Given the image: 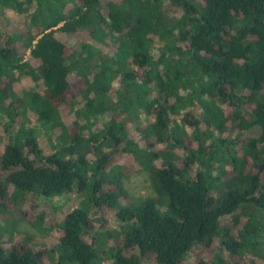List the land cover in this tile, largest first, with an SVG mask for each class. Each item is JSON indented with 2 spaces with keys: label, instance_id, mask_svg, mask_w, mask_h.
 Instances as JSON below:
<instances>
[{
  "label": "trees",
  "instance_id": "trees-1",
  "mask_svg": "<svg viewBox=\"0 0 264 264\" xmlns=\"http://www.w3.org/2000/svg\"><path fill=\"white\" fill-rule=\"evenodd\" d=\"M0 6L20 18L14 31L0 29V207L27 196L79 199L51 225L55 247L0 244V264H264V0ZM58 33L79 40L80 53ZM22 75L42 81L43 94L18 89ZM81 90L86 103L67 126L61 109ZM27 115L56 133L51 153L24 128ZM99 115L110 119L93 131L88 121ZM124 159L148 174L152 195L129 199ZM43 218L33 220L38 229Z\"/></svg>",
  "mask_w": 264,
  "mask_h": 264
},
{
  "label": "rangeland",
  "instance_id": "rangeland-1",
  "mask_svg": "<svg viewBox=\"0 0 264 264\" xmlns=\"http://www.w3.org/2000/svg\"><path fill=\"white\" fill-rule=\"evenodd\" d=\"M19 19L20 18L15 11L9 8H2L0 6L1 30L6 32L14 31ZM90 31L91 28L83 31L81 35H79L78 39H86V37L90 34ZM56 36L60 41L66 43L74 53H80L81 42L79 40L59 33ZM116 46L117 45L114 43V41L107 40L105 44L102 45V49L109 54H113L117 49ZM26 61L30 62L34 67H38L40 65V62L33 59L30 55L26 56ZM82 65L85 66V64ZM78 76L79 75L76 73H73L70 76L69 81L72 85H75L78 81V78L81 77ZM18 77V89L26 92L43 94L44 86L42 81L36 82L26 75ZM115 86H117V82L115 83ZM87 97V91L81 90L78 92L77 98L72 101L70 106L61 109L62 119L65 125L72 126L78 120L77 113L83 109ZM7 104L8 102H6V105ZM11 116H13V112H11ZM109 119L110 117L108 115H99L90 118L88 121L89 124L86 123L85 120H82L81 123L84 126H87L88 124L87 127L93 131H97V129L105 125ZM0 120L2 124V127L0 128L1 154L5 147L4 128L7 127V118L1 114ZM24 128L34 130V134L39 141L40 147L46 154L52 152L53 148L57 144V135L54 131H52L50 128L42 126L41 123L33 120V118L28 121V115L24 122ZM89 158L92 161L94 160V156L92 155H90ZM119 163V165H122V167L127 170V173L130 174V177L124 181L125 188L128 191L129 199L138 200L142 197L153 194L148 174L145 171L140 170L138 164H136L133 160L127 161L126 159L119 161ZM156 164L158 166H162L163 161L159 160L156 162ZM8 193L11 196L15 193L14 187L12 185H9ZM78 202L79 199L73 192L54 200H47L40 196H35L34 198L27 196L25 199H19L18 201L8 198L3 202L6 204L5 206H7L6 210L0 207V244L6 249L10 248L14 243L20 241L27 244L28 242L30 244L31 242L36 243L43 249H51L55 247L59 238V230L55 226L51 227V225L55 224L56 221H59L63 216V213L68 212L78 205ZM39 215L44 216L41 222L39 221L42 227L41 229H38L35 225L36 222L33 221ZM91 217L95 223L96 230L103 228L100 221L101 218L98 214L93 213ZM110 221L108 222L107 226L112 227L113 230L116 229L114 223H111ZM68 264L77 263L69 262ZM186 264H193V262L192 260H188Z\"/></svg>",
  "mask_w": 264,
  "mask_h": 264
}]
</instances>
